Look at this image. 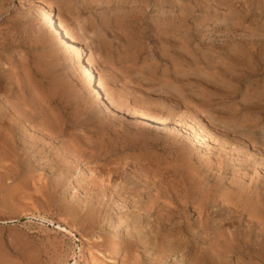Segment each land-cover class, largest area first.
<instances>
[{"label":"rangeland","instance_id":"374dc122","mask_svg":"<svg viewBox=\"0 0 264 264\" xmlns=\"http://www.w3.org/2000/svg\"><path fill=\"white\" fill-rule=\"evenodd\" d=\"M0 111V264H264V0H0Z\"/></svg>","mask_w":264,"mask_h":264},{"label":"bare ground","instance_id":"6f19581e","mask_svg":"<svg viewBox=\"0 0 264 264\" xmlns=\"http://www.w3.org/2000/svg\"><path fill=\"white\" fill-rule=\"evenodd\" d=\"M41 5H44V4H41ZM52 10L53 9H51V8H47V7H45V6H43L42 7V13L43 14H41V15H43V19H44V21H45V23H46V26L49 28V29H55V30H57V31H59V33H60V35H61V38H60V42L64 45V46H66L67 47V50H68V52H69V54H70V56H71V58L72 59H78L79 58V60L81 61V54H82V51H81V49H80V47H79V45L75 42L76 41V39H75V37H74V34H72L71 33V31H69L70 29H67L66 28V26H64L63 24H61L62 22H59V24L57 23V21L55 20V18H54V15H53V12H52ZM54 11V10H53ZM57 17V16H56ZM77 42H78V39H77ZM89 49V48H88ZM89 50H91V48L89 49ZM92 53V52H91ZM86 56V55H85ZM87 57H90V55H87ZM81 58V59H80ZM86 58V57H85ZM71 60V59H70ZM91 61V60H90ZM88 59H86V61H84V63H83V67H82V76L84 75L88 80H89V83H87V81H86V83L87 84H90L91 85V90H92V92H93V94H95V96L98 94V96H100V98H102L101 96V91H100V89H99V86H101V85H99V79L97 78V76L95 75V73H94V71H92V65L90 64L91 62H90ZM81 64H82V62H81ZM97 96V98H99ZM105 98V97H104ZM107 101H109V99L107 100ZM106 101V102H107ZM7 103V102H6ZM5 103V104H6ZM112 103V102H111ZM18 104V103H17ZM9 105V104H8ZM2 106V105H1ZM12 106V105H11ZM5 108V107H4ZM3 108V110L5 111V109H7V108H5L4 109ZM11 108H13V107H11ZM134 107H132V108H128L127 107V110H126V112L128 113V114H130V115H133V116H139V117H141V118H145V119H147L148 118V116H147V114H146V111L144 112V110L143 111H140V109L139 110H136L135 108L133 109ZM2 109V108H1ZM8 109H10V107L8 108ZM142 110V109H141ZM12 112V111H11ZM13 113V112H12ZM15 114V113H14ZM9 115H10V113H9ZM26 116H27V114H26ZM10 117L11 116H8L7 115V112L6 113H4V112H2V111H0V137L3 135L2 134V132H3V130H6V129H3L4 128V122H6L8 119H10ZM12 117H13V119L15 118V116H13L12 115ZM147 117V118H146ZM27 118H29L28 116H27ZM26 118V119H27ZM32 118V117H31ZM34 118V117H33ZM17 119V118H16ZM24 120H25V118H24ZM28 121V120H27ZM18 122H20V120H18ZM29 122H31V121H29ZM11 124H12V122H11ZM15 124V123H14ZM175 124L178 126V125H180L182 128H184L185 130H188V127L186 126V127H183L181 124H178V123H176L175 122ZM18 125V124H17ZM16 127V126H15ZM190 128V127H189ZM192 129H195V128H192ZM191 129V130H192ZM199 130H200V128H198ZM190 130V129H189ZM197 131V130H196ZM201 131V130H200ZM5 132V131H4ZM9 132H10V130H9ZM192 132H195L194 130L192 131ZM202 132V131H201ZM200 132V133H201ZM198 133V132H197ZM199 133V135H203V133H201L200 134ZM2 134V135H1ZM12 134V133H11ZM195 134V133H194ZM5 135V134H4ZM204 135H205V133H204ZM195 136H196V134H195ZM207 136V135H206ZM12 137H14V135L12 136ZM11 137V138H12ZM32 137V136H31ZM30 137V138H31ZM205 137V136H204ZM204 137H202V138H204ZM199 138V137H198ZM15 139V138H14ZM14 139H13V141H14ZM196 139H197V137H196ZM201 139V138H200ZM4 140V139H3ZM31 140V139H30ZM33 140V139H32ZM203 140V139H202ZM201 140V141H202ZM16 141V140H15ZM35 141V140H34ZM198 141V140H197ZM200 141V140H199ZM10 142V141H9ZM3 143V142H2ZM7 143V142H6ZM12 143V142H11ZM35 143V142H34ZM33 143V144H34ZM201 143V142H200ZM1 145V144H0ZM13 145H15V144H13ZM6 146H7V144H6ZM27 148V147H26ZM23 149V148H22ZM28 149V148H27ZM25 151V150H24ZM24 153H27V151L26 152H24ZM43 153V152H42ZM18 154V153H17ZM9 155V154H8ZM20 155V154H19ZM22 158V157H21ZM109 226H110V224H109ZM117 238V236H116V234H115V239Z\"/></svg>","mask_w":264,"mask_h":264}]
</instances>
